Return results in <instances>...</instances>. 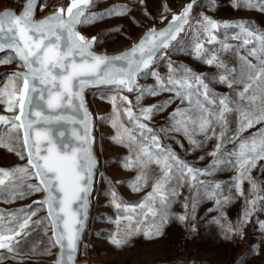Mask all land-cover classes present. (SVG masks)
<instances>
[{"label":"snow or ice","instance_id":"snow-or-ice-1","mask_svg":"<svg viewBox=\"0 0 264 264\" xmlns=\"http://www.w3.org/2000/svg\"><path fill=\"white\" fill-rule=\"evenodd\" d=\"M93 3L94 0H70L66 10L60 7L41 20L34 18L37 0H26L19 14L11 10L0 13V51L7 49L14 53V57L0 63H11L14 58L18 67L24 69L9 74L8 82L0 88V103L5 105L6 112L13 114L0 115V125L6 126L5 134L0 135V147L15 152L21 160L27 158L25 166L0 169V196L6 195L12 202L33 193H45L44 199L34 201L38 209L19 210L21 215L10 221L13 226L7 227L8 234H3L6 226L2 223L4 214L0 213V249L17 253L21 244L18 238L29 234L33 225L43 226L45 233L51 230L49 247L44 251L51 254V248L58 247L55 264H74L97 165L92 117L83 93L89 87L100 86L115 89L110 97L113 115L107 119L116 130L114 142L128 149L123 167L137 171L130 187L137 192L149 184L151 187L137 204H127L115 190L111 191V204L117 216L112 221L116 227L109 237L110 243L123 248L137 236L147 241L162 238L171 220L187 223L194 219L201 198L213 200L219 209L235 197H245V208L238 222L233 224L223 213L213 221L226 238L233 235L242 238L244 224L257 210V204L264 203L262 182L252 176L259 161H264V128L240 139L241 133L264 123V31H257L243 21L218 22L203 14L194 21L198 35L191 54L209 66L224 69L217 79L229 88L236 82L235 77L230 78L216 51L205 45L217 42L216 33L221 27L238 28L234 38H243L245 45L254 44L253 53L257 51L255 45H259L262 62L258 68L251 63L244 65L241 75L247 83L239 95L248 103L239 104L230 102L227 96L217 97L210 88L211 82L190 68L169 62L167 75H161L155 68L186 26L193 28L191 13L196 0H190L180 13L173 14L163 29H149L129 50L113 56L91 51L97 37L86 39L76 29L85 21L124 15L127 8L114 7L97 16L89 13ZM235 6L264 11V0H236ZM143 78L154 83L143 85L140 83ZM253 85L256 89L248 95ZM124 93H135V101ZM163 93L172 95L163 102L143 104L146 97ZM174 100L187 107L175 108L166 127L159 130L150 127L148 122L153 116L163 113ZM233 112L238 114V127L230 133L228 117ZM63 124L71 125L70 135L57 127ZM165 132L185 137L193 151L215 139L213 150L207 153L212 157L211 163L200 169L182 160L162 143ZM13 140L18 147L12 144ZM228 143L234 145L230 150L226 147ZM260 167L264 172V165ZM224 168L235 172L226 188L228 194L221 183L202 179ZM32 180L36 182L31 183ZM245 182L250 186L247 196ZM185 186L190 195L184 197V211L175 214L172 205ZM40 208L46 209V215L33 220ZM261 227L264 228V223ZM190 230L195 231V226H190ZM35 251L33 248L32 252Z\"/></svg>","mask_w":264,"mask_h":264},{"label":"rangeland","instance_id":"rangeland-1","mask_svg":"<svg viewBox=\"0 0 264 264\" xmlns=\"http://www.w3.org/2000/svg\"><path fill=\"white\" fill-rule=\"evenodd\" d=\"M25 2L26 0H0V12L9 8L20 12ZM189 2L190 0H143L142 3L141 0H94L89 13H95L97 16L114 7H126L127 12L124 15L104 16L103 19L96 21H85L77 26V31L89 40L97 37V42L93 44L95 51L107 54L120 53L132 46L149 29L164 28L171 21L172 15L180 13ZM235 5L236 0H196L191 13L193 28L189 29L186 26V30L167 50V55L156 62V70L161 75H167L169 62L190 68L194 74H200L206 78V82H211L210 88L217 97L227 96L230 102L247 104L248 100H241L239 95L247 83L241 73L246 63H251L257 68L261 64L262 58L258 44L255 45L257 51L253 53L254 44L245 45L242 42L243 38H234L239 33L238 28L221 27L216 33L217 42L205 45L206 48L216 51L230 73V78L235 77L236 82L231 88L227 84L218 82L217 74L224 72V69L209 66L191 54L198 35L194 21L199 18V14L230 24L243 21L257 31H264V11L259 8L250 9ZM58 8L55 7L53 0H41L35 19L43 18ZM9 57H14V53L7 49L0 51V60H7ZM18 64V60L14 58L11 63H0V88L8 82L9 74L24 70L18 67ZM140 83L151 85L154 81L143 78ZM255 89L256 86L253 85L248 95H251ZM114 91L115 89L110 86H100L89 87L83 93L86 108L92 117L91 135L94 137L93 148L97 153V165L90 194L89 218L80 243L79 262L88 264H264V228L261 227V223H264V210H259L264 208V203L257 204V210L244 224L242 238L238 235L226 238L221 227L213 222L220 217L221 213L233 224L238 222L245 208V197H235L219 209L213 200L201 198L197 204L194 219H190L187 223L171 220L165 227V235L162 238L147 241L142 236H137L123 248H117L110 243L109 237L116 227L112 221L117 216V210L111 204V191L115 190L119 199L127 204L139 203L151 191L150 184L138 192L132 190L130 182L137 175V171L123 167L124 159L129 155L128 149L116 144L112 139L116 130L111 126V120L107 118L113 115L110 97ZM124 94L135 101V93ZM171 95V93H163L156 97H146L143 104L163 102ZM177 107L186 108L187 105L174 100L163 113L153 116V119L148 122L149 126L157 130L166 127L169 114ZM0 115L12 116L13 114L6 112L5 105L0 103ZM228 119L231 133L238 127V114L230 113ZM5 128V125H0V135L5 134ZM262 128L264 123L256 124L241 133L240 139L247 138ZM162 143L188 164L204 169L212 161V157L207 153L213 150L216 140H208L203 148L193 151L185 137L165 132ZM12 144L18 147L15 140ZM226 147L230 150L234 145L228 143ZM200 156H204V159H199ZM26 164L27 158L21 160L15 152L0 147V169L10 170ZM260 165H264V161H259L257 167L252 170V176L262 182L264 187V172ZM152 168L156 170L155 165ZM234 175V170L224 168L202 179L221 183L225 188V194H228L226 188L231 184ZM243 187L247 196L250 186L245 182ZM180 192L182 195L171 208L175 214L184 211L182 208L184 197L190 195L187 186L181 188ZM44 197L45 193L40 192L9 202L6 195L0 196V213L4 214L2 223L6 226L3 234H8L7 227L13 226L10 221L21 215L20 209L26 212L38 209L39 206L34 204V201L42 200ZM210 209L212 211H209ZM9 213L15 215L9 216ZM45 215L46 209L40 208L33 220ZM192 225L195 226V231L190 230ZM50 236V228L45 233L43 226L33 225L29 229V234L18 238L21 244L17 253H8L6 249H0V257H3L0 259V264H55L59 248H51V254L44 251L49 247ZM33 248L35 252H32Z\"/></svg>","mask_w":264,"mask_h":264},{"label":"water","instance_id":"water-1","mask_svg":"<svg viewBox=\"0 0 264 264\" xmlns=\"http://www.w3.org/2000/svg\"><path fill=\"white\" fill-rule=\"evenodd\" d=\"M40 1H41V0H37L36 10H35V16H36L37 9H38V7H39ZM6 10H11V11L16 12V10L11 9V8L6 9ZM4 11H5V10H4ZM2 12H3V11H2ZM2 12H0V13H2ZM16 13L19 14L20 12H16ZM49 15H51V14H49ZM49 15H47V16H49ZM35 16H34V18H35ZM47 16H45V17H47ZM45 17L40 18V19H36V20H41V19H44ZM160 29H163V28H160ZM160 29H157V30H160ZM76 30H77V29H76ZM141 37H142V36H140V38H141ZM140 38H139V39H140ZM139 39H138V40H139ZM138 40H137L135 43H137ZM135 43H134V44H135ZM132 46H133V45H132ZM132 46L128 47L126 50H129ZM126 50H124V51H126ZM91 51H93V52L96 53V54H106V55H109V56H113V55H117V54L122 53V52H120V53H113V54L100 53V52L95 51L93 48L91 49ZM124 51H123V52H124ZM23 71H24V70H23ZM23 71H22V72H23ZM84 103H85V102H84ZM85 106H86V105H85ZM57 127H62V129L65 130L66 133H68V134L70 135L71 125L63 124L62 126H57ZM93 153H94V150H93ZM94 156H95V155H94ZM89 210H90V196H89V198H88V211H87V219L85 220L84 231H85V228H86V225H87V221H88V218H89ZM84 231H83V233H84ZM83 233L81 234V238H82V236H83ZM80 243H81V241H80ZM79 250H80V246H79ZM79 250H78V253H77V255H76V258H75L74 264H88V263H79V260H78ZM59 251H60V249L58 250L57 257H58Z\"/></svg>","mask_w":264,"mask_h":264},{"label":"built area","instance_id":"built-area-1","mask_svg":"<svg viewBox=\"0 0 264 264\" xmlns=\"http://www.w3.org/2000/svg\"><path fill=\"white\" fill-rule=\"evenodd\" d=\"M54 1V5L55 7H63V8H67L68 7V0H53Z\"/></svg>","mask_w":264,"mask_h":264},{"label":"bare ground","instance_id":"bare-ground-1","mask_svg":"<svg viewBox=\"0 0 264 264\" xmlns=\"http://www.w3.org/2000/svg\"><path fill=\"white\" fill-rule=\"evenodd\" d=\"M70 3V0H68V4ZM67 9V8H66ZM65 9V10H66ZM57 10H54V11H52V13L51 14H53V13H55ZM93 48V47H92ZM94 49V48H93ZM93 150H94V155H95V158H97V153H96V151H95V149L93 148ZM97 160V159H96ZM79 263H81V262H79Z\"/></svg>","mask_w":264,"mask_h":264}]
</instances>
